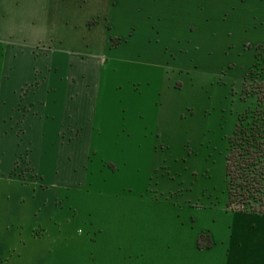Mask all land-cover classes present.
<instances>
[{"label":"crops","instance_id":"crops-1","mask_svg":"<svg viewBox=\"0 0 264 264\" xmlns=\"http://www.w3.org/2000/svg\"><path fill=\"white\" fill-rule=\"evenodd\" d=\"M99 34L105 49L126 37L129 55L245 73L264 44V0H0V264H264L260 214L126 197L115 230L105 197L84 210L68 194L87 179ZM203 231L212 243L199 248Z\"/></svg>","mask_w":264,"mask_h":264},{"label":"rangeland","instance_id":"rangeland-1","mask_svg":"<svg viewBox=\"0 0 264 264\" xmlns=\"http://www.w3.org/2000/svg\"><path fill=\"white\" fill-rule=\"evenodd\" d=\"M112 28L113 33L119 29L118 25ZM95 29L99 31V27ZM95 38H100L97 48L91 44L92 53L100 54L99 89L94 99L91 148L84 164L87 179L85 184L67 190L68 194L75 195L84 210L92 202L89 199L105 197L106 204L113 207L108 211L109 227L115 230L116 221H124L117 207L130 204L126 197H158L179 205L226 211L227 139L238 114L254 102V97L241 99L249 70L239 71V61L234 62L233 70L230 65L217 70V65L211 63L205 64L207 70H197L187 58L174 62L171 58L129 55L130 45H138L136 40L126 48L122 41L126 37L111 36V41L107 37L109 48L105 49L100 34ZM248 39L253 43L255 37ZM244 40L247 46V38ZM240 61L245 65L243 59ZM128 102L133 103L128 109L133 120L129 131L139 148L133 157L120 149L121 144L129 143L119 135L128 122L127 116L119 113ZM108 138L116 139L115 149L109 146ZM16 163L12 173L25 175L26 164L20 158ZM68 208L77 215V210ZM95 209L86 215L80 213L81 218L85 217V226H90L87 219L92 221ZM95 224L105 232L110 229L107 223ZM123 238L122 234L118 242L121 248ZM134 252L139 254L140 250Z\"/></svg>","mask_w":264,"mask_h":264},{"label":"trees","instance_id":"trees-1","mask_svg":"<svg viewBox=\"0 0 264 264\" xmlns=\"http://www.w3.org/2000/svg\"><path fill=\"white\" fill-rule=\"evenodd\" d=\"M262 76H264V44H258L255 61L244 77L241 96L242 100L254 97V102L238 114L233 132L227 139L225 209L264 216V80L261 79ZM211 243L208 232L203 231L198 235L199 248L208 247Z\"/></svg>","mask_w":264,"mask_h":264},{"label":"snow or ice","instance_id":"snow-or-ice-1","mask_svg":"<svg viewBox=\"0 0 264 264\" xmlns=\"http://www.w3.org/2000/svg\"><path fill=\"white\" fill-rule=\"evenodd\" d=\"M119 88V86H118ZM119 100V98H118ZM133 107V103L132 102H128L126 104H124L122 106L123 108V111L121 113H119V115H121L122 117L124 115L127 116V124L121 128L119 130V135L123 136L124 138L128 139L129 140V143L124 145V144H121L120 145V149L123 150V154L129 156V157H133L135 156L136 154H138L139 152V148L138 146L136 145V143L134 141H132L131 139V133L129 130L132 129L133 127V120H132V112L131 111H128V109H131ZM106 138H107V133H106ZM116 139H111V138H108V144L111 148L115 149L116 148Z\"/></svg>","mask_w":264,"mask_h":264}]
</instances>
